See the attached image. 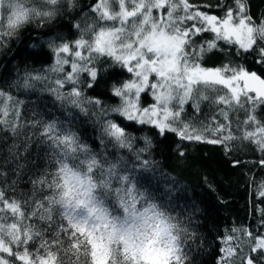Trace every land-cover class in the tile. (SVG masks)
<instances>
[{"label":"snow or ice","instance_id":"1","mask_svg":"<svg viewBox=\"0 0 264 264\" xmlns=\"http://www.w3.org/2000/svg\"><path fill=\"white\" fill-rule=\"evenodd\" d=\"M88 8L95 21L70 24L80 35L68 40L51 33L56 19L72 11L87 21L89 13L76 0H43L38 7L29 0H0V48L35 24L33 31L48 29L43 43L56 58L47 72L25 70L14 86L31 90L36 82L49 80L47 73L58 74L46 90L62 105L91 116L99 132L96 150L55 120L24 122L19 101L0 87V143L6 146L0 157V264H194L185 251L192 237L135 176L137 168H155L144 157L151 155L153 137H137L128 129L151 125L156 136L171 132L222 147L247 140L264 153V120L257 116L264 107V77L242 65L206 68L201 63L223 40L254 53L264 65V20L249 15V0L225 5L223 17L201 11L189 0H94ZM204 32L214 33V40L197 44ZM102 57L111 63H99ZM115 66L132 77L111 85L118 102L87 97L82 88L94 87ZM82 74L88 77L83 86ZM210 89L225 94L213 97L207 94ZM149 92L153 102L141 107V95ZM205 101L226 106L219 108L223 122L198 129L182 119L186 105L199 113ZM237 112L245 117L237 119V127L251 125L255 131L234 135L231 115ZM10 113L14 121L7 119ZM28 128L42 130L29 133ZM211 133L215 138L206 139ZM138 140L142 147H136ZM121 150L131 154V166ZM13 162L9 172L3 170ZM259 163L264 166V158ZM9 175L15 177L11 183ZM243 234L254 242L241 264H264V232L254 238L247 229ZM224 240L229 246L220 249L217 264H231L237 255L234 237Z\"/></svg>","mask_w":264,"mask_h":264},{"label":"trees","instance_id":"2","mask_svg":"<svg viewBox=\"0 0 264 264\" xmlns=\"http://www.w3.org/2000/svg\"><path fill=\"white\" fill-rule=\"evenodd\" d=\"M76 2L83 8L84 13H89L87 21L83 14L77 15L76 11H72L56 19L53 25L55 32L51 35L59 34L68 40H74L80 33L75 27L70 28V24L81 23L83 26L85 22L95 21L96 17L88 8L94 0H76ZM189 2L201 11L218 17L224 16L225 5L233 4V0H189ZM42 3L43 0H29L30 6L33 7H38ZM249 15L256 21L264 20V0H249ZM33 27L35 24L21 32L19 39L13 40L7 47L0 48V87L9 92L13 101H19L16 107L20 110L22 121L55 120L75 131L83 143L99 150L98 126L93 122L92 117L82 115L67 103L62 105L46 90L48 84L58 74L47 73L49 80L36 82L34 89L31 90H22L14 86L15 81L25 70L32 71L33 74L47 72V69L55 64V55L43 43L48 39L45 35L48 29L33 31ZM214 38V33L204 32L196 38V43L213 41ZM216 43L217 49L202 57L201 63L204 67L231 65L234 68L242 65L248 71H254L264 77V65L257 62L254 53H245L243 50H238L237 45L223 40ZM106 60L111 63L109 58L104 57L99 63H105ZM65 69L70 70L68 66H65ZM131 78V74L115 66L98 77L99 82L94 87H83L82 90L87 97H99L107 103L116 104L118 99L111 96V85ZM87 81V74H82L81 85H86ZM66 90H68L67 86ZM207 94L215 97L224 95L225 91L210 89ZM140 102L141 105L152 103L150 92L142 94ZM221 107L226 106H217L205 101L201 104V111L193 113L192 107L186 105L182 119L191 122L198 129L201 125L212 128L216 122H223L222 117L219 116ZM213 116H216L215 121L212 119ZM257 116L258 119L264 120V107L257 109ZM7 119L14 121L15 117L10 113ZM231 119L235 136H240L244 130L255 131L251 125L246 129L237 127V119L241 121L245 119L243 113H234ZM141 127L142 131H136ZM151 129V125H134L128 129L137 137L144 135L153 137L151 155L146 152L144 157L153 160L155 168L149 170L137 168L135 176L141 185L157 195V203L162 205L166 213L174 218V222L192 237L188 240L185 251L193 257L194 264H217L221 255L220 249L224 245L222 240L229 235L235 238L233 243L238 241L239 245L250 246L254 241L244 235L243 230L247 229L251 232L253 238L258 232H264V228H261V222L264 221V196L260 195V192L264 191L260 187L264 184V166L259 163L264 158V153L247 140L235 139L229 141L226 147H222L203 140H184L178 134L171 132L166 136H156ZM41 130L28 128L29 133ZM215 135V133L205 134V138L213 139ZM12 139L9 134V144L12 143ZM142 146L143 141L138 140L136 147ZM4 147L6 146L0 143V157L3 156ZM108 151H113L110 146ZM120 155L127 159L131 166V154L127 150H121ZM236 160L240 163L234 166L233 161ZM13 166L14 162L5 165L3 170L9 172ZM13 179L15 177L9 175L8 183ZM0 187H4L2 182ZM21 188L26 190L23 189V185ZM233 229L236 231L233 232ZM30 251H34V248L30 247ZM248 254L249 250L247 251L245 246L242 250L237 248V255L231 260V264H241V257ZM59 255L63 257V253Z\"/></svg>","mask_w":264,"mask_h":264},{"label":"rangeland","instance_id":"3","mask_svg":"<svg viewBox=\"0 0 264 264\" xmlns=\"http://www.w3.org/2000/svg\"><path fill=\"white\" fill-rule=\"evenodd\" d=\"M151 79V78H150ZM150 95H151V93H150ZM151 103H147V104H145V105H141V107H144V106H148V105H150ZM225 238V237H224ZM224 238H223V248H226V247H228L229 246V244H227V243H225V240H224ZM234 240H235V238H234ZM234 244V246H238L237 248H240L241 250L242 249H244V246H245V248H246V250L248 251V250H250V246L253 244V242L251 243V245L249 246V245H239V242L237 241L236 243H233Z\"/></svg>","mask_w":264,"mask_h":264}]
</instances>
